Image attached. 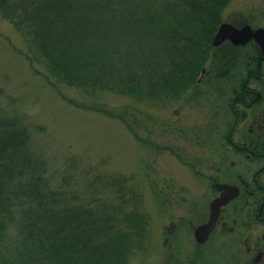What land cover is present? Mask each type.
<instances>
[{"label":"trees","instance_id":"16d2710c","mask_svg":"<svg viewBox=\"0 0 264 264\" xmlns=\"http://www.w3.org/2000/svg\"><path fill=\"white\" fill-rule=\"evenodd\" d=\"M231 2L0 0V15L26 40L30 63L44 66L55 86L163 104L197 86L209 70L217 51L212 41ZM248 63L263 68L256 59ZM66 171L63 187L53 186L46 160L31 147L30 126L0 109V264H129L135 251H146L149 218L136 186L108 175L92 177L84 192L67 190L72 177Z\"/></svg>","mask_w":264,"mask_h":264},{"label":"rangeland","instance_id":"374dc122","mask_svg":"<svg viewBox=\"0 0 264 264\" xmlns=\"http://www.w3.org/2000/svg\"><path fill=\"white\" fill-rule=\"evenodd\" d=\"M223 23L264 29V0H232ZM225 45L222 52L211 55L208 69L212 73V67L226 61L231 73L224 78L209 74L178 100L153 103L110 92L90 96L77 88L55 86L44 66L30 63L25 56L26 40L0 15V109L17 113L30 126L31 147L46 160L52 185L61 187L68 169L72 181L64 187L67 190L84 192L92 177L121 175L142 195L140 210L149 218L150 231L144 240L146 251H135L129 264H176V259H191L187 249L176 253V215L200 224L217 196L209 186V176L242 188V180L250 181L264 164L249 163L230 152L232 148L221 137L233 126L230 87L238 86L251 69L248 62L256 52L248 45L232 55ZM251 85L264 87V75L263 83ZM69 102L93 105L114 117ZM217 105L222 113L211 118ZM211 123L218 135L207 141L203 137ZM241 129L242 125L237 131ZM219 150L228 152L219 157L214 153ZM226 213L239 214L232 209ZM188 231L184 227L179 233L185 245ZM229 236L223 238L221 247L210 243L209 260H201L234 264L240 256L249 261L247 255L232 251L230 240L225 243Z\"/></svg>","mask_w":264,"mask_h":264},{"label":"flooded vegetation","instance_id":"af4514ba","mask_svg":"<svg viewBox=\"0 0 264 264\" xmlns=\"http://www.w3.org/2000/svg\"><path fill=\"white\" fill-rule=\"evenodd\" d=\"M223 45L227 47L232 55L234 53L232 48L237 50L241 47L253 45L256 52L252 59H256L259 68L263 67L264 55L254 41H250L245 46H234L231 42H224L215 49L222 52ZM225 62L221 61L219 66L213 68L212 73H210V70H203L198 79V84H201L209 74H215L217 78L227 77L231 73V68H223ZM225 64L228 65V62ZM263 75V69H248L243 79L239 80L238 86L230 87L229 113L233 119V126L227 134H221L222 139L232 148L229 150L230 152L243 157L252 164L264 162V87L251 85L252 82L263 83ZM222 110V107L217 105L214 115L211 113V118L213 116L217 118ZM241 125L242 129L237 131ZM209 126L208 133L204 134L203 137L207 141L218 135L212 132L214 131V125L211 123ZM235 141L241 143L236 144ZM227 152L228 150H219L214 153L219 157H224ZM193 172L196 173L197 170ZM262 182H264V164L253 173L250 181L242 180V188L232 183L219 182L213 175L209 176V186L217 193V196L210 201L208 213L205 214L202 222L194 225L191 219L186 218L187 216L176 215V253L181 254V251L184 252L187 249L188 253L191 254V259L184 262L176 259V264H211L210 261L201 260L206 257L209 260L211 249L208 245L211 243L221 247L223 238L228 235H230V238L228 240L225 238V243L229 240L232 242V251L235 254H245L249 257V261H245L244 257L239 256L234 264H264V231L259 233V229L264 230V186L261 184ZM220 185L236 187L238 195L226 205L220 207L213 230L204 241L200 242L196 237V233L200 227L210 221L212 203L223 192L218 188ZM236 203L239 204V207L232 206ZM230 209L239 212V214H227L226 212ZM184 227L189 230L186 234L188 245L181 241L179 235L181 228Z\"/></svg>","mask_w":264,"mask_h":264},{"label":"water","instance_id":"95a60500","mask_svg":"<svg viewBox=\"0 0 264 264\" xmlns=\"http://www.w3.org/2000/svg\"><path fill=\"white\" fill-rule=\"evenodd\" d=\"M226 41L231 42L234 46H245L250 41H254L258 44L264 55V29L262 28L252 29L249 25L237 28L232 24L223 23L214 36L212 46L218 47ZM218 188L223 190V192L221 196L212 203V217L210 221L200 227L196 233V237L200 242L204 241L213 230L214 223L219 215L220 207L226 205L238 195V189L234 186L220 185Z\"/></svg>","mask_w":264,"mask_h":264}]
</instances>
